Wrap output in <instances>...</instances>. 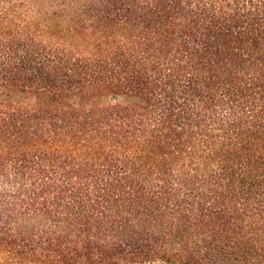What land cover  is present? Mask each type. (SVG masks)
<instances>
[{
	"label": "trees",
	"instance_id": "obj_1",
	"mask_svg": "<svg viewBox=\"0 0 264 264\" xmlns=\"http://www.w3.org/2000/svg\"><path fill=\"white\" fill-rule=\"evenodd\" d=\"M0 251L264 264V0H0Z\"/></svg>",
	"mask_w": 264,
	"mask_h": 264
},
{
	"label": "rangeland",
	"instance_id": "obj_2",
	"mask_svg": "<svg viewBox=\"0 0 264 264\" xmlns=\"http://www.w3.org/2000/svg\"><path fill=\"white\" fill-rule=\"evenodd\" d=\"M127 98L126 97H114V96H105L103 98L100 99V103L102 104H109V103H113V102H124L126 101ZM0 264H29V263H14L8 260L7 255H5V253L0 251ZM139 264H178V263H174V262H161V261H153V262H143V263H139Z\"/></svg>",
	"mask_w": 264,
	"mask_h": 264
}]
</instances>
